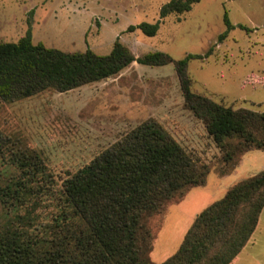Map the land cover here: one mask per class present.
<instances>
[{
	"label": "trees",
	"instance_id": "1",
	"mask_svg": "<svg viewBox=\"0 0 264 264\" xmlns=\"http://www.w3.org/2000/svg\"><path fill=\"white\" fill-rule=\"evenodd\" d=\"M199 1L170 0L161 7L159 20L131 24L127 31L139 29L154 36L161 19L190 11ZM223 20L225 30L218 42L236 27L252 31L244 24H233L227 11ZM212 52L213 46L204 54H187L179 60L162 51L136 57L119 38L108 54L92 49L64 51L34 43L29 29L16 42H0V104L49 89L67 92L117 75L135 61L149 66L173 63L186 105L224 152L222 165H226L248 151L264 150V112L234 109L192 91L189 62L206 59ZM5 156L18 171L16 177L0 183L5 206L30 212L48 183L58 188L59 196L52 194L55 212L44 222L32 224L29 215H16L15 224L0 225V264H233L264 209L261 171L234 183L203 208L177 250L157 261L152 251L161 226L154 232L151 218L165 214L192 188L206 185L211 169L188 153L161 123L155 119L140 123L89 163L68 173L58 186L38 154L0 131V159ZM238 160L232 168H220V173L232 171Z\"/></svg>",
	"mask_w": 264,
	"mask_h": 264
},
{
	"label": "rangeland",
	"instance_id": "2",
	"mask_svg": "<svg viewBox=\"0 0 264 264\" xmlns=\"http://www.w3.org/2000/svg\"><path fill=\"white\" fill-rule=\"evenodd\" d=\"M168 1L0 0V42H16L30 29L34 43L64 51L92 49L108 54L119 38L136 57L162 51L174 60L204 54L213 46L208 58L188 64L192 91L234 109L264 112V0H200L190 11L161 19L154 36L139 29L127 31L131 24L159 20L160 9ZM225 11L233 24H244L252 31L236 27L218 42L225 30ZM148 119L161 123L188 153L211 167L206 185L192 188L184 199L204 189L199 205L207 206L234 183L264 171V150H251L237 157L232 171L220 173V168H232L237 158L222 165L224 152L186 105L173 63L149 66L135 61L117 75L67 92L49 89L0 104V131L38 154L57 186L68 173ZM9 162L7 156L0 159L2 184L18 174ZM52 194L59 196L58 188L44 185L37 195L38 205L26 214V208H9L0 199V225L15 224L16 215H29L32 224L46 221L55 212ZM177 204L150 220L154 232L164 227L163 243L173 249L180 239L175 228L181 223L175 225L180 216L173 214ZM186 218L183 215V224ZM252 236L253 243L238 264H252L251 258L264 264V209Z\"/></svg>",
	"mask_w": 264,
	"mask_h": 264
},
{
	"label": "crops",
	"instance_id": "3",
	"mask_svg": "<svg viewBox=\"0 0 264 264\" xmlns=\"http://www.w3.org/2000/svg\"><path fill=\"white\" fill-rule=\"evenodd\" d=\"M204 189H198L195 192H192L189 194V196L187 198L184 199V201H182V203H178L180 205L177 206L178 210H174L173 214L179 215L180 217L175 221V225L177 223L178 224L175 228H177V235L179 236V241L178 243H176L177 245L174 247L175 249H173V247H169L168 244L163 243L165 242V230L164 227L159 230L157 235V238L155 240V245H154V249L152 251V257L157 260V261H161L166 259L167 257L170 256V254H173L177 248L179 247V245L181 244L186 232L188 231V229L190 228L191 224L193 223L195 217L197 216V214L201 211V209L206 206H201L199 204H201V195H202V191ZM197 195V200L195 199V196ZM176 206V205H175ZM201 206V207H200ZM183 215L186 216V223L183 224ZM174 225V226H175ZM160 237V238H159ZM253 240V236L252 239L247 243V245L242 249V251L238 254V256L236 257L235 261L233 264H238L239 260H240V256L241 254H243V252L249 247L250 244H252ZM163 243V244H162ZM171 248V249H170ZM252 259V264H256L255 260Z\"/></svg>",
	"mask_w": 264,
	"mask_h": 264
}]
</instances>
